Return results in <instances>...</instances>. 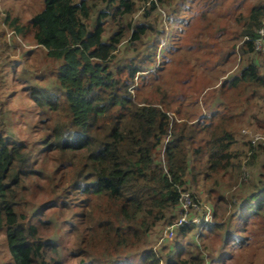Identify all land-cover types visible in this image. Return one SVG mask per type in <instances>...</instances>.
<instances>
[{"label":"trees","instance_id":"obj_1","mask_svg":"<svg viewBox=\"0 0 264 264\" xmlns=\"http://www.w3.org/2000/svg\"><path fill=\"white\" fill-rule=\"evenodd\" d=\"M248 1L247 7L234 1L236 25L222 10L217 30L226 41L217 60L233 65L210 88L205 86L209 75L196 73L197 64L208 61L197 53L192 62L188 50L179 52L177 58L182 64L186 58L187 65L178 64L164 83L155 84L147 65L154 63L158 45L142 55L136 46L155 30L146 21L133 23L138 3L145 5L143 17H149L165 6L180 14L183 0H44L27 22L6 17L13 33L31 35L36 47L27 54L41 51L52 71L41 85H27L23 61L0 66V94L11 89L0 97V232L11 264H137L136 259L140 264H225L223 258L232 259L247 240H264V145L242 132L250 127L264 134V55L254 47L264 25V0ZM110 25L113 33L105 38ZM189 28L176 33L170 53L183 44L199 50L206 45L198 37L182 42L198 32L209 35L210 23L197 32ZM124 42L135 46L136 54L121 61L117 52ZM170 53L157 70L173 59ZM173 74L181 84L175 92ZM147 83L160 98L132 91ZM20 86L23 95L17 101ZM204 90L205 113L179 117L185 95ZM176 101L180 106L174 108ZM32 116L36 121L30 124ZM43 181L52 191L38 199L35 188ZM183 190L210 204L215 220L181 226L178 238L196 231L209 249L205 242L221 236L210 257L197 240L191 252L178 245L165 244L159 251L150 245L151 234L179 218ZM243 209L240 222L247 226L233 227Z\"/></svg>","mask_w":264,"mask_h":264},{"label":"rangeland","instance_id":"obj_2","mask_svg":"<svg viewBox=\"0 0 264 264\" xmlns=\"http://www.w3.org/2000/svg\"><path fill=\"white\" fill-rule=\"evenodd\" d=\"M80 1V0H76ZM192 1V2H191ZM240 2L241 0H229L227 4H222V0H218L216 3L215 1H207V0H183L184 6H182L183 11L178 14L174 10L172 6H165L163 7L164 12L159 11H154L153 14L149 17H143L144 15V6L142 3H138V8L136 13L133 15L131 18L133 23L138 22V21H146L148 23H152L153 26L155 27V30L151 32L148 36L144 37L142 41L136 42V46L138 48V52L142 55L145 52L153 50V45L157 43L158 48L156 52V57L155 61L153 64L147 65V67H150L151 69L148 70L147 72H151V79L150 81L154 82L155 84L158 83H164L165 79L167 77L172 76L171 73H173V69L177 67L178 64H182L180 62V58L178 57L179 52L181 54H184V51L188 50V53L190 54L191 61L195 62L196 56L195 53H197L200 56V59L203 57V59L208 60L204 66L201 65V63H198L197 66L195 67L196 73L204 71V74L209 75V81L205 82L207 83L204 85L207 87L209 86L210 88V83H215L219 84L222 79V74L225 72L226 69L229 68V66L233 65V62L230 64H223L220 62L219 56L221 55L220 52L222 53V49L225 45V35H221L219 37V32L217 30L218 25H222V18L224 15L222 14V10H225L227 14H229V20L232 21L235 25L234 21V9H235V3ZM243 5L247 7L249 1L248 0H242ZM12 4H9L11 3ZM176 0H174V3ZM173 3V5H175ZM9 5H14L16 8L14 9H9ZM104 5V4H102ZM188 5H191L190 9H187ZM44 6V0H0V66L2 63H9L10 65L16 67L18 65V61H23V64L27 66L25 68V72L28 73L30 76V79L28 80L29 83H37V84H42L40 79L43 78H50L52 71L51 69L48 68V63L49 60L45 57V55L41 51H35V53L32 54H27L29 50L34 49L36 47L31 35L29 34L27 37H23L22 35H16L13 33V30L11 27L8 26V23L6 24L5 21V14L8 16L16 17L15 14L18 13L20 14L19 16L21 17V21L27 22L36 12L41 10ZM101 5L97 8L99 9ZM97 9L94 13V16L92 18L91 24L94 23V18L97 17ZM241 9H245L241 5ZM246 10V9H245ZM18 11V12H17ZM181 11V10H180ZM188 16V19H190L191 23L188 25L183 18L185 17L184 15ZM160 15V16H159ZM206 23H210V30H209V35L207 33H196V35H191L190 37H185L183 40V43H189L192 41V38L195 37L199 40L201 39L203 43L206 45L199 50V47L195 48H188L186 45L183 44V48H181L179 51H171L168 49H171V46L173 45V38L175 37L176 33L179 34L183 30L187 29L188 26H190V30L199 31L200 28H204L206 26ZM108 33H106L105 38H108L111 33H113L114 27L113 26H108ZM93 28V27H91ZM175 31V32H174ZM204 38H207V41H204ZM178 41V40H177ZM194 42V40H193ZM136 47L129 45L128 42H124L119 46V51L117 52V57L121 59V61L127 60L131 57H133L136 54ZM169 53L173 59L170 60L167 58V62L165 65L164 70H157V66L160 65L162 60L165 58L164 54H167L169 56ZM210 57V59H209ZM176 60L174 61V59ZM260 58V57H259ZM262 62L264 61V56H261ZM242 60L236 59V64L241 63ZM200 62V60H199ZM213 63L215 64V67L213 66ZM54 63H50L51 67H54ZM186 58H184V64L183 66H186ZM216 65H218L216 67ZM171 72V73H170ZM157 75V77H156ZM174 75V74H173ZM12 76H16V74H11ZM36 79H33V78ZM178 76L174 75V78L172 80L173 85L176 86L173 90V92L177 91L180 87L181 84L178 82ZM23 81V82H22ZM21 81V84L25 82V79ZM45 82V81H44ZM46 83V82H45ZM150 83V82H149ZM149 83L145 85H141L140 88H137L140 84L137 85L135 89L132 91L137 94L139 92H151L155 93V95L160 98L161 97V92L156 91L154 87H152ZM172 85V86H173ZM23 87L20 86L17 88V101L20 100L21 96L23 95L22 91ZM11 91V89L7 86L4 89V92L0 94V97L5 96ZM206 91H201L199 94L195 95L193 94L191 97L190 95L186 94V100H184L183 104L181 105V114H179V117H185L187 116L189 118H195L196 116L199 115V113H205V104L202 103V99L204 97V94ZM183 95V94H182ZM182 95L178 96L181 97ZM208 93H206V96ZM205 96V97H206ZM210 97V96H209ZM197 98L198 101L195 103V99ZM181 101H176L174 103V108L180 106ZM34 115V114H32ZM36 117L32 116L31 117V122L29 121L30 124L35 123ZM21 136L26 135L25 131H22L20 134ZM161 150V156L159 155L158 160L163 159V151L164 147L162 146L160 148ZM44 156V155H43ZM37 193L38 199H43L45 198L46 192L47 191H52V186L51 183L50 185H47L45 181L42 182V187L38 186L35 188ZM234 190L237 189V185ZM232 189V190H233ZM232 192V191H231ZM204 199L205 197L202 196ZM210 205V204H209ZM244 210H241L239 214L236 216L234 219V224L233 227H238V225H242L243 227L247 226V222H240V218L244 213ZM53 213L50 212L48 213L47 217H52ZM228 215V213L226 214ZM215 220V218H214ZM247 223V224H246ZM167 226V225H166ZM166 226L164 225L161 230V233L157 234H151L150 235V245H153L154 249L158 250L162 247V245H167L168 247L175 249L176 246L178 245V248L185 247L189 252L193 251V248L195 246L196 240L198 243H201L202 248H199L200 251H206L207 255L208 252L212 254L213 249H219L221 246V236H218L214 242L211 240L206 241L205 243L211 244L209 249L204 248V239L198 238V233L196 231H192L187 234L186 237L184 238H178V233L179 231H176V235L174 236L173 239H165L162 244H159L160 242V237L161 235L165 232ZM246 235H249L248 232H244ZM216 235H213L215 237ZM180 239V241H179ZM249 239V238H248ZM149 245V246H150ZM217 254V252L215 251ZM210 254V255H211ZM209 256V255H208ZM212 256V255H211ZM210 257V256H209ZM208 257V258H209ZM216 257V256H215ZM136 258V257H135ZM216 259V258H214ZM226 262L225 264H264V240H247L246 244L239 246L235 248V253L232 257V259L226 258V256L223 258ZM13 262L11 252L9 250V247L7 245L6 238L3 233L0 232V264H11ZM135 263L140 264L139 260L136 259ZM160 264H165L164 262H161ZM215 264V261L214 263Z\"/></svg>","mask_w":264,"mask_h":264},{"label":"built area","instance_id":"obj_3","mask_svg":"<svg viewBox=\"0 0 264 264\" xmlns=\"http://www.w3.org/2000/svg\"><path fill=\"white\" fill-rule=\"evenodd\" d=\"M162 12L164 10L160 8ZM258 37L254 41L255 51L264 55V25L258 31ZM242 132L249 136L254 144L262 143L264 145V134L259 131H253L252 128L246 127ZM248 173L245 174L244 178L247 179ZM180 216L171 224H168L165 228V232L160 237L159 244H162L165 239H173L176 235V231L179 227L184 225H191L194 223L214 222V210L211 205L205 202H196L192 193L188 190H183L180 196ZM205 210L204 217L200 215V212Z\"/></svg>","mask_w":264,"mask_h":264},{"label":"crops","instance_id":"obj_4","mask_svg":"<svg viewBox=\"0 0 264 264\" xmlns=\"http://www.w3.org/2000/svg\"><path fill=\"white\" fill-rule=\"evenodd\" d=\"M9 4H12V2L11 3H9ZM10 7H9V9H14L15 10V6L14 5H9ZM18 12V11H17ZM20 14H18V13H16L15 14V16H19ZM8 15L7 14H5V17H7ZM6 19V18H5ZM5 22V21H4Z\"/></svg>","mask_w":264,"mask_h":264}]
</instances>
